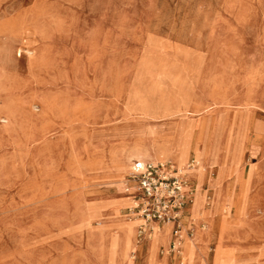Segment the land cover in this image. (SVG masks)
Wrapping results in <instances>:
<instances>
[{
    "label": "rangeland",
    "instance_id": "rangeland-1",
    "mask_svg": "<svg viewBox=\"0 0 264 264\" xmlns=\"http://www.w3.org/2000/svg\"><path fill=\"white\" fill-rule=\"evenodd\" d=\"M254 109L249 123L264 121V0H0V264H264V143L242 175ZM208 126L222 149L202 179L188 174L207 214L220 199L182 229L184 242L207 233L202 255L162 246L166 261H133L136 240L110 262L97 237L132 217L123 158L179 136L203 167ZM188 155L156 161L181 170Z\"/></svg>",
    "mask_w": 264,
    "mask_h": 264
},
{
    "label": "built area",
    "instance_id": "built-area-1",
    "mask_svg": "<svg viewBox=\"0 0 264 264\" xmlns=\"http://www.w3.org/2000/svg\"><path fill=\"white\" fill-rule=\"evenodd\" d=\"M194 165L193 158L186 162V170L183 171L170 160H136L132 163L127 177L128 181L134 183V193L131 195L134 203L126 210L128 215L142 219L137 225V243L149 239L154 226L170 224L172 236L168 252L178 254L176 244L183 241L182 229L185 227L182 214L191 204L196 191L187 172ZM191 231L186 230L187 234H191Z\"/></svg>",
    "mask_w": 264,
    "mask_h": 264
},
{
    "label": "bare ground",
    "instance_id": "bare-ground-1",
    "mask_svg": "<svg viewBox=\"0 0 264 264\" xmlns=\"http://www.w3.org/2000/svg\"><path fill=\"white\" fill-rule=\"evenodd\" d=\"M191 128L194 129L193 126H191ZM175 133H177V132H175ZM172 137L174 139L173 148L177 152H179V156L175 159L177 160V162L179 164H182L185 162L187 155H188L187 154V148L186 147L182 148V143L180 142L179 136H172ZM166 138H170V136L168 135ZM192 139H194V138L187 136L186 144L190 145ZM221 142L222 141H221L220 136H219L218 127L208 126L206 129H203L202 132L200 133V135H198V137L196 139V149L198 151V154L204 159V166L202 167V164L199 160L196 161L194 159L195 165L191 169H188L187 172L190 173V171H191L192 175H194L196 178L202 179L204 177V173L201 171L202 168L204 169L212 161L216 160V157H217L216 152L218 150L222 149ZM139 151H140V149H139ZM146 151H147L146 155L140 154L137 156H130V157L123 158V161H121V163H120L119 169H117V171H114V173L120 174V172L122 170L124 171V170L128 169L131 165V162L135 159L139 160V161H143V162L144 161L155 162L156 160L159 159V158L154 157L158 154V148L156 147V145L151 146ZM131 154H133V153H131ZM149 157H151V158H149ZM220 163H222V161ZM183 170H186L185 166H183L181 168V171H183ZM124 185H125V189H129V188H126V180H125ZM195 192H194V196H195ZM196 196H197V200L196 199L194 200V197H193L191 205L189 207V210L192 209L194 211V213H196L197 215H201L200 217L202 219L208 218V217L210 219L213 218V215H214L216 208H217L215 205L217 204V202H219V199H220L219 190H216L215 202H214L215 205H214L213 209L210 211V213H208V214H207V211L205 210V207L203 204L204 196L201 195L200 193L197 194ZM125 200L127 201L128 199H125ZM129 203H130V205L134 203L131 196H130ZM115 213H117L116 210H115ZM104 218H105L104 227L107 228L109 225H111V222H110V219L106 218V216H104ZM128 219H130V220L127 222L122 221L121 223H118L116 225L113 224L111 229L108 228L107 231L102 232L101 237H97L99 242L102 244V247H104V249H107L106 256L110 262H127L128 251L135 246L137 225L142 222V219L139 217H136V216H132ZM169 228H170V224H164L160 227L154 226L153 231L150 235L151 238L149 237L150 238L149 240H151V243H156L161 238H164L165 235H169L168 234ZM201 235L205 236V235H207V233L206 232H204V234L200 233L196 240H194L193 238H191L188 235V238H186L185 242H184V237H183V241L180 242L179 244H176V250H177L178 254L181 255L183 253L182 257L186 260L188 250L190 248H192L197 243V241ZM183 243H184V245H183Z\"/></svg>",
    "mask_w": 264,
    "mask_h": 264
},
{
    "label": "crops",
    "instance_id": "crops-1",
    "mask_svg": "<svg viewBox=\"0 0 264 264\" xmlns=\"http://www.w3.org/2000/svg\"><path fill=\"white\" fill-rule=\"evenodd\" d=\"M256 110L262 112L261 109H254L252 111L247 112V118H246V120H247L248 127H247V130H246V133H245L243 154L244 153H247L249 155V157L254 156V158H253V161L251 162V164L248 167H245V168H247V174L245 175V174L242 173L243 177H247L250 174V172L253 170V164L256 163V162H258L260 160L261 153H262V149H263L264 133H263V131L258 130L257 128L258 127H263L264 126V121L256 120V122H254V123H249L250 120H248L249 114L252 113V112H254V111H256ZM173 143H174V140H170L168 138L163 139V141H162L161 144L156 145V147L158 148V154L156 156H154V157L155 158H160V157H164L165 155H167L169 157H172L175 160V158H177L179 156V152H177L173 148ZM190 152H192V150H190L189 153ZM192 154H193V152H192ZM149 158H151V157H149ZM192 158H193V156H192ZM192 158H190L189 155H188L187 161L189 159H192ZM198 160L200 161V159H198ZM134 161H136V159L131 162V165H132V163ZM131 165H130V167H131ZM207 169L208 168L205 167L204 169L202 168V170H201L204 173L205 176H206ZM191 178H192L195 186L197 187V185H196V179L193 178V177H191ZM200 190L205 193V200H208L209 201L210 198H211V196H212V194L211 195L209 194L210 193L209 191H212V189L210 188V186L208 185V183L205 182ZM123 192L125 193V197H126V195L131 196L134 193L133 191H130L129 189L128 190L126 189ZM190 205L191 204H189L185 208V210H184V212L182 214V221H183L185 227H187L188 229H191V225H192L187 220V218L189 217V214H190V212H189ZM168 234L169 235H165L164 238H161L156 243H151L150 242L148 244V249H147L148 239L142 241L141 243H137L138 249L133 252V255H134L133 261H134V259L136 257L135 253L137 251H139V256H140L139 261H143V256L145 255L146 250H147V254L145 256L144 262H162V260L163 261H166L164 257H161L160 255H158V251H159V248L162 247V246H165V248H168V245L170 243L171 236H172L171 235V226L169 228V233ZM205 236H202L201 235L199 237V239H198V242L203 241ZM212 238L216 242L215 235H213L210 238V241H211ZM215 242H214V246H215ZM197 244L198 243H196L192 248H190L188 250L187 256L190 258L189 259L190 260L189 262H193L198 257V255H202V250L200 249V247L197 246ZM212 255H213V251H212ZM212 255H211V259H212ZM171 259H173L174 261H180L181 260V256L179 254H177V253H173V256L171 257ZM211 259H210V261H211ZM207 261H209L208 260V253H207Z\"/></svg>",
    "mask_w": 264,
    "mask_h": 264
}]
</instances>
